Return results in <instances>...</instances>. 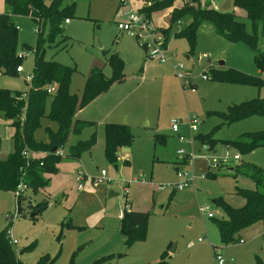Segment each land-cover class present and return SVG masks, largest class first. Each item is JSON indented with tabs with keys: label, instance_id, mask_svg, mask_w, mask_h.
Instances as JSON below:
<instances>
[{
	"label": "rangeland",
	"instance_id": "1",
	"mask_svg": "<svg viewBox=\"0 0 264 264\" xmlns=\"http://www.w3.org/2000/svg\"><path fill=\"white\" fill-rule=\"evenodd\" d=\"M71 2L74 8L63 23V39L44 46L45 59L75 68L70 92L81 94L93 67L111 77L108 59L113 54L123 61V68L120 78L113 79L77 112L76 118L93 125L70 134L66 145L86 140L92 132L95 141L78 159L66 158L64 148L58 170L45 187L47 194L23 190L18 214L15 195L0 190V234L6 235L16 262L37 264L46 257L50 264H218L213 259L216 254L221 256V264H258L256 257L264 261V220L255 222L254 230H241L242 242L222 244L214 219L199 211L208 205L220 217L216 200L233 208L243 206L242 190L254 189L255 182L236 170L251 164L264 169V146L241 153L223 143L264 132V115L230 122L221 117L229 105L264 98V85L211 79V70L232 69L264 81V70L253 61L255 52L240 41L228 42L216 35L209 22L200 24L191 44L185 37L175 36L186 28L188 19L167 26L169 9H155L150 17L155 26L166 30L169 56L168 62L160 63L146 57L133 34L116 26L122 13L139 10L147 0H124L121 5L120 0H64L63 5ZM218 8L222 12L235 9L233 0H219ZM2 10L4 0H0ZM13 19L18 29L16 49L24 55L19 64L22 70L0 72V87L23 93L30 85L37 34L29 16L15 15ZM238 20L251 32L247 19ZM201 56L208 57V65L201 62ZM219 61L224 62L222 67ZM190 115L197 119L193 132L187 121ZM173 120L179 122L176 133L187 141L171 130ZM109 122L125 124L132 137V143L119 147L112 160L104 153L105 124ZM56 128L55 121L43 118L34 139L45 141L47 130ZM11 134L0 122V153L4 145L9 146ZM235 153L238 160L232 159ZM102 170L105 176L97 179ZM185 171L190 180L183 189L159 188L184 182ZM43 199L44 209L31 216L29 205ZM126 203L149 214L139 228L142 236L130 245L120 231Z\"/></svg>",
	"mask_w": 264,
	"mask_h": 264
},
{
	"label": "trees",
	"instance_id": "2",
	"mask_svg": "<svg viewBox=\"0 0 264 264\" xmlns=\"http://www.w3.org/2000/svg\"><path fill=\"white\" fill-rule=\"evenodd\" d=\"M63 2L64 0H4L5 10L0 13V72H17L16 67L24 56L16 49L18 29L13 17L29 16L34 22V31L37 34L30 85L28 90L23 92L26 93V97H22L23 93L20 91L0 87V119L8 122L13 128L12 150L5 157L0 156V190H9L13 194L19 184L25 186L24 191L28 190L32 194L48 186L49 175L57 172V163L60 159L58 154L50 151L52 147L55 146L56 150L62 151L66 147L65 157L78 159L83 149L94 143L95 136L92 132L86 140L66 145L70 134L80 133L93 125L90 121L76 118V112L96 95L105 91L113 79L121 76L123 61L113 54L108 59L112 68L111 77H106L101 68L93 67L86 77L81 94L78 96L70 92L69 80L75 68L44 58V46L57 43V38L63 39V23L73 11L74 2L67 5H63ZM233 7L235 9L230 12H222L208 3L202 4L201 0H147L139 10L150 16L155 9H169L165 19L167 26L181 19H188L186 28L177 32L175 36L185 37L191 44L200 24L209 22L214 33L224 40L240 41L250 47L255 52L254 64L263 71L264 0H233ZM239 17L250 22L251 32L247 31L244 22L238 20ZM164 31L166 35V30ZM211 71L212 80L252 83L258 87L264 85V81L259 78L237 70ZM204 75L208 76L207 73ZM50 86H53V91L47 92ZM47 99L49 100L46 109ZM254 114L264 115V98L229 105L221 117L224 121L230 122ZM43 118L57 123L55 131L47 130L48 139L45 141L34 139V132L40 127ZM208 135L201 139V143L206 142ZM104 141V153L112 160L119 147L132 143V137L125 124L109 122L105 124ZM223 143L226 148L232 147L241 153H250L257 147L264 146V132L243 134ZM233 170L235 171V168ZM236 171H241L251 178L255 182V188L242 190L246 201L241 207L233 208L220 200L215 201L221 215L220 217L214 215L212 218L222 244L237 242L239 240L237 234L241 230L264 220V169L251 164ZM44 204L43 199L29 205L33 211L31 216L40 213L44 209ZM21 208L20 200V205H16L18 214ZM148 216V212L132 210L126 203L121 216L120 231L127 245L133 243L136 237L142 236V232L139 234V228L145 224ZM256 258L258 264H264L259 257ZM50 262L48 258L41 257L37 264ZM160 263L164 261L161 260ZM0 264H18L4 234H0Z\"/></svg>",
	"mask_w": 264,
	"mask_h": 264
},
{
	"label": "built area",
	"instance_id": "3",
	"mask_svg": "<svg viewBox=\"0 0 264 264\" xmlns=\"http://www.w3.org/2000/svg\"><path fill=\"white\" fill-rule=\"evenodd\" d=\"M120 2L123 4L124 0H120ZM68 19L64 21V23H67ZM116 26L118 30L121 31H128L131 34H133L137 40V43L143 47L145 51V55L150 60H157L160 63H165L169 61V56L167 52V47L165 44V36L161 28L154 25V23L151 20V17L148 16L145 12L137 10L132 11L128 10L120 16V19L116 22ZM177 25H179V21L177 22ZM181 68V65H178ZM22 68L20 65L16 67V71L20 72ZM205 76V75H204ZM177 77H182L180 74H177ZM206 77V76H205ZM31 78V77H30ZM192 91L194 89H191ZM53 86L48 87L47 92H52ZM22 97H26V93L22 94ZM189 131L193 132L197 129V119L195 116L190 115L187 117ZM171 130L176 133L179 130V122L177 120H173L171 123ZM178 138L181 141H187V138L183 137L182 135H179L176 133ZM56 154L59 156L63 154L62 150H56ZM178 153H181V150L178 151ZM225 154L227 155V151H225ZM232 159L238 160L239 155L235 153L232 156ZM105 171H101V178L102 179L105 176ZM177 174L180 175L181 172L177 170ZM185 175V181L177 184H167V185H160V189H163L165 187H168L172 190H181L184 187L188 185V180H190V177L188 176V173L186 171L184 172ZM25 186L22 184H19L17 186V189L14 192V195L17 199L19 194H21L24 190ZM199 211L202 213H205V216L207 218H212L214 214L210 211V208L208 205H203L199 207ZM200 240V239H198ZM15 242V240H14ZM242 242V240H240ZM218 264L222 263V258L219 254H216L213 258Z\"/></svg>",
	"mask_w": 264,
	"mask_h": 264
},
{
	"label": "crops",
	"instance_id": "4",
	"mask_svg": "<svg viewBox=\"0 0 264 264\" xmlns=\"http://www.w3.org/2000/svg\"><path fill=\"white\" fill-rule=\"evenodd\" d=\"M218 1L219 0H214V2H212L211 4H210V6L211 7H213V8H215V9H218V10H220L219 8H218ZM201 3L202 4H206L207 3V0H201ZM4 10H2L1 12H3ZM0 12V13H1ZM14 20V19H13ZM187 57V56H186ZM224 65V64H223ZM222 65V66H223ZM80 110V109H79ZM79 110L77 111V112H79ZM77 112H76V115H77ZM0 122L3 124V126L4 127H8V128H10L11 130H12V133H13V128L8 124V122H6V121H3L2 119H0ZM112 123V122H111ZM11 136H12V134H11ZM11 136L9 137V146H6V145H4V148L2 149L3 151H2V153H0V156L1 157H5L7 154H9L10 152H11V150H12V138H11ZM7 139H8V137H7ZM3 152H5V153H3ZM37 156L38 155H40V154H36ZM58 170V169H57ZM55 174V173H54ZM52 175V174H51ZM51 175H49V178H50V176ZM48 187V186H47ZM47 187H46V189H47ZM46 189H43V192L42 193H44V194H47L48 192H47V190ZM112 192V191H111ZM36 194V193H35ZM112 194L114 195V193L112 192ZM131 208V207H130ZM132 209V208H131ZM132 210H135V211H141V210H136V209H132ZM247 229H249V231L251 230V229H255V228H253V225H251V226H249V227H247V228H245V229H243L242 230V232H244L245 230H247ZM241 232V233H242ZM263 236H264V234H263ZM238 237H239V240L238 241H240V240H242L243 241V239H242V237H241V235L240 234H238ZM174 250V249H173Z\"/></svg>",
	"mask_w": 264,
	"mask_h": 264
},
{
	"label": "water",
	"instance_id": "5",
	"mask_svg": "<svg viewBox=\"0 0 264 264\" xmlns=\"http://www.w3.org/2000/svg\"><path fill=\"white\" fill-rule=\"evenodd\" d=\"M201 62L204 63V64H207V65H208V64H209V62H208V57H207V56H201ZM223 64H224L223 61H219V62H218V65H219L220 67H221ZM50 151H51V152H55V151H56V147H55V146L52 147V148L50 149ZM174 170L177 172L178 169L175 168ZM110 195H113L112 192H110ZM16 205H17V206L20 205V196L17 197ZM173 249H174V247L171 248L170 252H172Z\"/></svg>",
	"mask_w": 264,
	"mask_h": 264
}]
</instances>
